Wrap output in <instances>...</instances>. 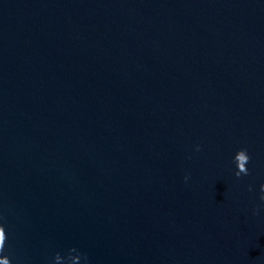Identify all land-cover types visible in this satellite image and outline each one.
<instances>
[{"label": "water", "instance_id": "1", "mask_svg": "<svg viewBox=\"0 0 264 264\" xmlns=\"http://www.w3.org/2000/svg\"><path fill=\"white\" fill-rule=\"evenodd\" d=\"M262 184L264 0H0L11 264H264Z\"/></svg>", "mask_w": 264, "mask_h": 264}, {"label": "clouds", "instance_id": "2", "mask_svg": "<svg viewBox=\"0 0 264 264\" xmlns=\"http://www.w3.org/2000/svg\"><path fill=\"white\" fill-rule=\"evenodd\" d=\"M198 147V146H197ZM237 157L242 161L248 164V161L250 159L249 154L247 149L245 148H240L238 149L233 157L232 160L235 161L237 159ZM245 175L248 174V169H245L244 172ZM234 175H236L237 177H239V173H234ZM185 179H187V177H185ZM260 191L262 193L261 195V199L264 200V184L260 185ZM5 240H6V231H5V226L4 224L0 223V253L4 252V247H5ZM79 254V253H78ZM82 255V254H79ZM59 259L58 254L52 259L51 264H55V260ZM0 264H11L9 258L7 255L4 254H0ZM83 264H88L87 261V256L85 255L83 258Z\"/></svg>", "mask_w": 264, "mask_h": 264}]
</instances>
